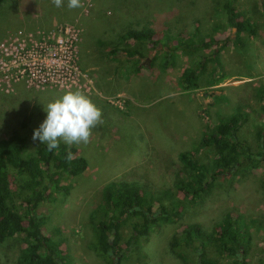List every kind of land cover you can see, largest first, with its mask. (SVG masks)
<instances>
[{
  "label": "rangeland",
  "instance_id": "rangeland-1",
  "mask_svg": "<svg viewBox=\"0 0 264 264\" xmlns=\"http://www.w3.org/2000/svg\"><path fill=\"white\" fill-rule=\"evenodd\" d=\"M85 1L84 11L89 16L75 20L60 17L68 0L59 8L52 0H10L0 8V49L19 30L27 40L29 36L38 42L46 38L51 47H59L55 44L58 37H67L66 27L71 33L78 32V41L74 42L80 69L77 84L38 87L35 78L31 84L25 83L34 92L50 90L34 112H41L45 119V104L76 89L102 111L103 123L93 129L90 142L75 145L79 154L88 159L87 170L76 176L63 174L62 182L71 185L70 194L64 197L55 193L56 200L44 199L39 204L38 213L46 217L45 234L57 240L70 264H111L92 247L95 229L91 216L99 206L104 187L118 181L136 185L143 194L156 197L155 209L161 203L173 209L176 201L182 206L172 221H162L138 240L134 250L125 251L120 263L115 255L117 264H201L200 241L190 248L180 247L181 255L171 246L174 236L192 224L211 235L228 213L243 217L251 234L246 260L259 264L264 249V165L243 167L217 178L211 193L198 202L179 192L176 184L184 169L180 153L195 149L214 125L234 113L249 116L239 130L240 139L256 154L264 149V137H260V131L264 134V0L234 1L237 11L253 21L255 33L239 32L229 24L225 7L229 0H100L93 12ZM110 7L111 11L106 12ZM150 27L160 34L161 41L154 45L133 39L115 47L110 45L115 33ZM212 38L207 47H191L193 41ZM139 48L143 57L134 52ZM115 49L116 54L112 52ZM215 52L220 63L209 60L206 69L198 73L199 87L183 90L180 76L191 67L199 69L200 61L210 59ZM134 58L143 68L133 69L130 75L129 60ZM15 72L18 70L9 74ZM107 73L122 80L120 90L114 94L97 87L98 79L107 89L115 87L106 80ZM213 76L222 80L211 84ZM10 78L11 75L0 84V137L22 133L27 152L34 154L43 144L32 139L33 125L21 127L30 109L23 103L18 105L16 96L5 97L23 83L11 90L7 82ZM214 155L211 147L197 153L198 159L208 164ZM13 180L17 192L22 179L13 176ZM121 231L123 243L134 233L131 223ZM24 246L19 236L0 243V264H22L19 257ZM207 247L209 258L228 260L213 244Z\"/></svg>",
  "mask_w": 264,
  "mask_h": 264
},
{
  "label": "trees",
  "instance_id": "trees-1",
  "mask_svg": "<svg viewBox=\"0 0 264 264\" xmlns=\"http://www.w3.org/2000/svg\"><path fill=\"white\" fill-rule=\"evenodd\" d=\"M9 1L0 0V8ZM83 1L81 0V2ZM99 1L92 0L90 12L98 7ZM234 1L229 0L225 4L229 24L235 25L239 32L255 33V27L252 26L253 21L244 13L237 11ZM105 2L111 3L110 0H105ZM111 9L112 7L108 8L106 12ZM137 13H142V11ZM85 15L87 14L84 11V5L76 9H69L66 5V9L62 11L60 17L62 19L72 17L73 20L79 17L82 19ZM137 23L140 22L137 21ZM146 23L150 24V20L147 19ZM159 35L151 27L141 30L130 29L119 35L115 33V39L110 45L115 47L121 42L127 43L131 39L145 42L147 45H154L161 41ZM212 40L213 38L203 42L193 41L191 47H207ZM142 51L139 48L134 52L143 57L145 54ZM112 52L116 54L118 50L115 49ZM217 57L218 53L215 52L210 59L200 61L199 69L191 67L189 71H185L178 80L182 89L198 88L200 69H206L209 60L219 62ZM129 63L130 75L133 69L140 71L143 68L139 59L134 58L129 60ZM107 68L111 67L107 66ZM113 70L114 74L116 70L115 72ZM109 76L110 74L107 73L106 80L111 81L115 87L107 89L102 85L100 79L97 81V87L107 93L114 94L120 90L119 86H122V80L117 76ZM221 80V77L213 76L210 83L215 84ZM23 84L25 85L24 82ZM262 95L264 97V94ZM244 115L237 112L227 116L214 125L211 132L203 136L195 149L180 153L184 169L182 174H179L180 178L176 185L178 191L192 202L201 201L211 193L217 178L235 173L243 167L257 168L264 165V149L256 154L248 144L240 139L239 130L249 120V116L247 115V119ZM31 119L32 117L25 118L22 122L23 125L21 124L22 129L29 127ZM43 120L44 118L42 122ZM262 131H260V137H264ZM203 147H211L215 151L210 164L201 162L197 157L198 151ZM69 152L72 154L71 159L67 158ZM88 164V159L79 154L75 145L69 146L63 141L60 142L59 148L52 152L47 150L46 145H41L36 153L29 154L27 140L22 133L17 132L9 137H0V243L11 237H21L25 242L19 257L22 264H70L67 254L59 247L57 240L45 234L43 226L46 217L38 213V208L44 199L56 200L55 193L62 194L64 197L68 196L71 185L62 182L63 174L76 176L85 172ZM13 176H19L22 179L17 192L13 188L15 180H13ZM102 193L99 206L91 216V222L95 229L92 247L99 256L111 261V264H117L114 259L115 255L119 258L120 263L125 258L124 252L134 250L133 246L138 240L158 228L162 221H172L175 216L179 215V209L182 206L181 202L176 201L173 209H168L163 203L155 209L156 197L143 194L136 185L132 186L118 181L107 184ZM128 223H131L134 233L123 243L121 229ZM250 236L243 217L228 213L214 226L211 235L204 234L199 225L192 224L174 236L171 246L183 255L179 250L180 247H193L194 242L199 240L198 253L201 264H249L246 254L250 246ZM209 244H213L217 252L222 257H227L228 260L223 262L221 259L209 258L207 252ZM258 262L264 264V249Z\"/></svg>",
  "mask_w": 264,
  "mask_h": 264
},
{
  "label": "built area",
  "instance_id": "built-area-1",
  "mask_svg": "<svg viewBox=\"0 0 264 264\" xmlns=\"http://www.w3.org/2000/svg\"><path fill=\"white\" fill-rule=\"evenodd\" d=\"M87 3L90 9L92 0H87ZM21 31L1 45L3 48L0 49V84L10 75L11 78L7 82L11 90H14V85L21 81L31 84L34 78L38 87L50 84L60 86L77 84L80 77V69L75 58L78 32L71 33L66 27L67 37H58L55 44L59 47L54 44L51 47L50 41L46 38L38 42L29 36L27 40ZM11 70L18 72L9 74Z\"/></svg>",
  "mask_w": 264,
  "mask_h": 264
},
{
  "label": "clouds",
  "instance_id": "clouds-1",
  "mask_svg": "<svg viewBox=\"0 0 264 264\" xmlns=\"http://www.w3.org/2000/svg\"><path fill=\"white\" fill-rule=\"evenodd\" d=\"M55 7H63L64 0H52ZM81 0H68L69 9L81 8ZM46 118L34 130L32 139L39 140L52 152L60 142L66 145L87 144L93 129L103 123L101 109L82 90H68L61 97L44 105ZM68 159L72 158L71 152Z\"/></svg>",
  "mask_w": 264,
  "mask_h": 264
},
{
  "label": "crops",
  "instance_id": "crops-1",
  "mask_svg": "<svg viewBox=\"0 0 264 264\" xmlns=\"http://www.w3.org/2000/svg\"><path fill=\"white\" fill-rule=\"evenodd\" d=\"M109 77H113L112 74H110ZM7 95L8 94H6L5 97L10 98V99H11V96H16L17 97L16 102L18 103V105H21L23 103L24 107H28L30 109V112L29 113L26 112V114H27V117H32L31 119L32 123H30L29 126L33 125L31 126L32 127L31 131L34 132V130L40 126V124L42 123V119H43V117H41L42 113L41 115H39V112H34L35 110L34 107L38 106L41 101L47 99V96L50 95V90L48 89L44 91L34 92L33 90L26 88V86L23 83H21V84H18L16 92L14 94H10L8 96ZM21 101H25V102H21Z\"/></svg>",
  "mask_w": 264,
  "mask_h": 264
},
{
  "label": "water",
  "instance_id": "water-1",
  "mask_svg": "<svg viewBox=\"0 0 264 264\" xmlns=\"http://www.w3.org/2000/svg\"><path fill=\"white\" fill-rule=\"evenodd\" d=\"M117 263V262H116Z\"/></svg>",
  "mask_w": 264,
  "mask_h": 264
}]
</instances>
